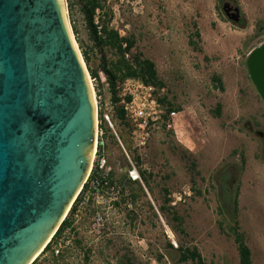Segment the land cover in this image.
<instances>
[{
  "label": "rangeland",
  "instance_id": "1",
  "mask_svg": "<svg viewBox=\"0 0 264 264\" xmlns=\"http://www.w3.org/2000/svg\"><path fill=\"white\" fill-rule=\"evenodd\" d=\"M225 1L105 0L111 27L135 41L130 57L155 64L164 85L155 87L161 102L179 115L175 128L156 132L147 147V191L134 185L139 198L133 210L114 211L101 233L82 221L58 257L50 249L36 264H242L236 225L250 264H264V136L257 134L264 135V102L246 67L264 43V0H232L241 10L240 25L226 16ZM66 3L90 77L97 71L104 79L93 82L97 100L110 104L102 66L118 56L99 46L81 1L73 0L72 11ZM114 120L125 148L137 155L131 127L118 113ZM112 136L110 163L123 178L126 157ZM195 249L200 260L181 261L185 250Z\"/></svg>",
  "mask_w": 264,
  "mask_h": 264
},
{
  "label": "water",
  "instance_id": "2",
  "mask_svg": "<svg viewBox=\"0 0 264 264\" xmlns=\"http://www.w3.org/2000/svg\"><path fill=\"white\" fill-rule=\"evenodd\" d=\"M82 59L66 0H0V264L40 257L89 174L96 104ZM246 67L264 102V43Z\"/></svg>",
  "mask_w": 264,
  "mask_h": 264
},
{
  "label": "built area",
  "instance_id": "3",
  "mask_svg": "<svg viewBox=\"0 0 264 264\" xmlns=\"http://www.w3.org/2000/svg\"><path fill=\"white\" fill-rule=\"evenodd\" d=\"M100 79L104 81L103 78ZM91 82L93 84L98 80L91 78ZM116 91L119 101L116 103L113 101L105 106L100 97L97 100L95 94L96 142L92 165L67 215L70 216L71 226L51 248L53 257L61 254L65 238L69 237L76 225L78 226L82 221H87L91 232L101 233L112 221L111 215L114 211H118L123 206L133 210L134 200L129 186L138 184L147 191L145 177L150 170L144 155L153 135L162 128L165 130L175 128L179 113L164 107L154 85H147L140 79L129 78L118 81ZM117 109L124 112L121 121L131 127L130 139L137 155L125 148L115 129L114 115ZM111 135L117 138L126 157L127 168L123 178L115 175L110 163L108 146ZM74 207L75 210L72 212Z\"/></svg>",
  "mask_w": 264,
  "mask_h": 264
},
{
  "label": "trees",
  "instance_id": "4",
  "mask_svg": "<svg viewBox=\"0 0 264 264\" xmlns=\"http://www.w3.org/2000/svg\"><path fill=\"white\" fill-rule=\"evenodd\" d=\"M69 8L72 11L73 9V0H69ZM82 3V11L86 19L87 27L89 28L91 34L98 42L99 46H105L114 50L118 56L117 60L112 63L110 66L107 63L103 64V71L107 76L109 81L110 89L113 94V101L118 102L116 84L118 81H124L129 78L140 79L145 82L147 85H154L155 87L161 89L163 87V82L158 78V73L156 70L155 64L148 60L142 59L140 55L130 57L131 50L135 45V41L129 38L122 37L120 33L111 27L112 16L108 13L105 0H80ZM101 34V36H100ZM196 37L200 38V34L197 32ZM86 61H89V58L85 57ZM93 78L99 80V74L97 71H91ZM216 81H219L218 78H214ZM220 82V81H219ZM221 89H224L220 84ZM164 100H162L163 102ZM118 116L123 119L124 112L121 109H117ZM125 180V178L123 179ZM145 184H148V179L145 177ZM132 184L130 185V191L132 192L131 197L135 201L139 198V194L136 192V188ZM142 191H144L141 188ZM169 201V200H167ZM235 207L238 205L237 199H235ZM164 210V208H162ZM75 210V207L72 209V212ZM72 212L70 214H72ZM71 226L70 216L62 223L56 235L46 247L42 254L47 253L53 245L61 238L64 231ZM233 233L235 235V240L239 244V250L241 255L242 264H250L251 252L249 248L243 242L242 235L238 232V226L236 225L233 228ZM182 251V250H181ZM189 259L197 260L201 259L200 254L195 249L193 251L185 250L181 256V261H187ZM37 260L33 263L36 264Z\"/></svg>",
  "mask_w": 264,
  "mask_h": 264
},
{
  "label": "bare ground",
  "instance_id": "5",
  "mask_svg": "<svg viewBox=\"0 0 264 264\" xmlns=\"http://www.w3.org/2000/svg\"><path fill=\"white\" fill-rule=\"evenodd\" d=\"M73 40H74V43H75L76 48H78V44H77L76 40L74 39V35H73ZM78 51H79V53H80L79 48H78ZM81 59H82V56H81ZM82 61H83V63H84V60H83V59H82ZM85 66H86V65H85ZM89 78H90V75H89ZM90 82H91V78H90ZM91 86H92V88H93V100H94V103L96 104L95 90H94V87H93V84H92V83H91Z\"/></svg>",
  "mask_w": 264,
  "mask_h": 264
},
{
  "label": "flooded vegetation",
  "instance_id": "6",
  "mask_svg": "<svg viewBox=\"0 0 264 264\" xmlns=\"http://www.w3.org/2000/svg\"><path fill=\"white\" fill-rule=\"evenodd\" d=\"M231 6H232V9L230 11V15L235 13L236 7H239L238 4L236 2H234V1H232ZM241 23H242V17H241L240 23H238V24L240 25Z\"/></svg>",
  "mask_w": 264,
  "mask_h": 264
}]
</instances>
